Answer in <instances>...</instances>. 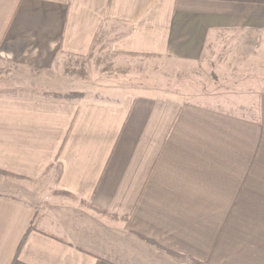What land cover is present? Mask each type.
Instances as JSON below:
<instances>
[{"label": "crops", "instance_id": "1", "mask_svg": "<svg viewBox=\"0 0 264 264\" xmlns=\"http://www.w3.org/2000/svg\"><path fill=\"white\" fill-rule=\"evenodd\" d=\"M225 30H264V0H0V59L29 72L96 44L194 62ZM0 169V264L124 263L44 228L42 178L205 264H264V96L250 117L138 89L0 94Z\"/></svg>", "mask_w": 264, "mask_h": 264}, {"label": "rangeland", "instance_id": "2", "mask_svg": "<svg viewBox=\"0 0 264 264\" xmlns=\"http://www.w3.org/2000/svg\"><path fill=\"white\" fill-rule=\"evenodd\" d=\"M130 89L255 117L264 96V30L221 31L194 62L122 57L103 44L86 56H66L44 72L0 59V94L77 99ZM11 176L0 169L5 185ZM34 185L39 187L35 201L47 214L44 228L87 250L127 264H205L148 236L138 237L103 211L62 195L46 178ZM61 213L69 217L63 224L55 219Z\"/></svg>", "mask_w": 264, "mask_h": 264}, {"label": "trees", "instance_id": "3", "mask_svg": "<svg viewBox=\"0 0 264 264\" xmlns=\"http://www.w3.org/2000/svg\"><path fill=\"white\" fill-rule=\"evenodd\" d=\"M59 173H60V169H58V171H57V176H59ZM31 229H33V224H30V226L28 227L27 232L25 233V235H24L23 238H22V241H21V243H20V246L23 244V242H24V240H25L27 234L29 233V231H30ZM142 238H143V236H142ZM144 239L147 240L146 238H144ZM147 241H148V240H147ZM168 252H170V253H174V254H175V252H172V251H168ZM191 259L194 260L193 258H191Z\"/></svg>", "mask_w": 264, "mask_h": 264}]
</instances>
